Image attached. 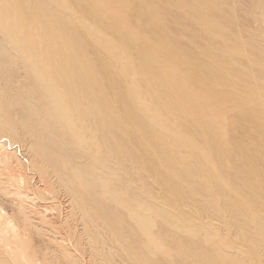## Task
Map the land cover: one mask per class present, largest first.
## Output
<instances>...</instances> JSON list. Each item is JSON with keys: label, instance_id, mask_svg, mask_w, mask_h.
Listing matches in <instances>:
<instances>
[{"label": "bare ground", "instance_id": "1", "mask_svg": "<svg viewBox=\"0 0 264 264\" xmlns=\"http://www.w3.org/2000/svg\"><path fill=\"white\" fill-rule=\"evenodd\" d=\"M131 1L134 10L122 14L121 11L123 12L126 6L122 0H0V40L9 53H15L14 57L18 55L15 60L9 58L4 65L13 72L16 61L22 63L31 79L29 83L31 89L27 95L16 91L18 90L16 83L20 84V81L16 78L12 80V74L4 79L5 91L0 90V128L14 130L15 124L12 120L15 116L13 115L12 122L8 117L15 112L11 113V109H14L12 107L9 110V107L14 106V102L18 101L21 112L23 114L26 112L27 118L29 115V123L36 131L37 142L33 144L34 147L32 146V156L52 164V170L55 168L54 170L63 176L64 181L75 187V194L80 197L79 199L84 203L95 205L94 211L97 214L102 212L106 216L109 214L110 217H106L104 221L105 226L122 246L126 245L131 250L130 260L133 261L135 257V264L156 263L149 257L155 254L154 248L156 249L161 242L158 239L160 236L151 239L149 236L152 230L147 232L144 226L146 222L144 224L142 219L145 220L152 214L156 215L155 213L160 216L158 211L168 212L172 220L180 216L178 218V220L182 219L180 225L176 226L173 223L177 230L174 240H171L175 241L173 246L187 263L201 264L202 259L196 256L198 250L193 252V249L189 251V247L185 248L186 244L183 239L181 240L183 235L181 233L185 234V231H188L198 235L197 231L200 230V239L208 234L205 238L209 242V239L213 238L209 235V231L212 233L217 231L218 234L223 230L227 234L231 231L224 218H220L224 225L221 228V225L213 222L221 216H227L226 213L229 212L223 205L216 206L220 202L226 207L230 206L229 197L233 186H230L227 176L230 175L231 170L239 175V178L238 175L236 176L238 179L234 176L237 179H234L236 185L240 186L236 188L237 191L246 192L248 184L251 186L252 183L250 192L247 190L251 196V192L255 190H252L253 187L257 185L256 190L260 187L259 192L252 193L253 200L248 198V193L243 195L244 197L235 193L236 197L233 199L236 213L241 215V212L245 214L249 210L254 214L256 209L250 210L254 205H258L257 209L260 211L262 209L261 212H264V185L262 186L264 179L257 175L261 174L258 171L264 168V163L251 161L264 158V71L259 70L262 73L254 75L259 76L256 78V85L249 83V80L246 81V78H254L247 73L249 70L247 63L251 62V59L248 60V56L242 55L240 51L234 53L235 55L231 52L233 57L245 59L244 65L236 59L230 62L229 59H225L229 65H222L219 61L217 63L212 61L207 66L200 65L196 57L199 55L205 57L215 49V43H223L226 40L219 36L213 37L207 43H202L205 45L202 47L204 51L198 46L197 49H193L194 46L189 44L194 39L193 34L186 38L183 35L182 25L195 24L197 28L199 26L207 33L217 34L213 32L214 26L211 21L189 5L190 0H184L186 1L184 6L178 4L177 10L179 14L186 9L189 12L192 10L193 13L187 14L185 19L181 17L178 21H171L169 24L159 20L157 14L160 15L161 11H156V7L146 5L143 0ZM111 5H116V9L120 10L112 8ZM139 8L146 9L147 14L141 17L137 15L136 11ZM168 9L167 6H163L161 10L166 12ZM257 12L259 21L264 24V6H261ZM141 18L146 24L144 28L140 25ZM127 22L130 27L126 26ZM78 28L86 32L84 40L77 37ZM120 40L125 41V44L122 45ZM87 42L90 44L88 49L91 51L93 49L92 52L97 57L95 59H98L97 67L93 66V62L88 58V51L82 48ZM91 45L94 48H90ZM192 62L195 63L194 66L191 65ZM201 62L205 63L204 60ZM235 66L243 70L236 69L237 72H234ZM14 74L17 75V72L15 71ZM251 76H253L252 72ZM231 112L236 113L237 117L233 121H227ZM138 124L145 125L144 128L148 129L147 134L139 133ZM35 131L32 133L34 134ZM43 133L46 135L44 136ZM145 136L150 138L146 144H144ZM29 144L30 147L32 143ZM142 144L147 146L141 148ZM138 145L143 149L140 151L148 157V161H144L147 170L154 171L153 174L158 170L162 171L160 174L170 194L183 192L178 189L180 187L178 184L181 182L188 184V188L194 187L190 182L191 178L201 175L202 189L204 191L205 188L207 189L205 193L210 200L203 198V192L201 195L198 192V197L202 196L198 203L206 201L210 203L209 206L212 204L214 208L216 207L215 212L218 217L206 218L204 212L203 215L196 211L193 203L190 202L194 198L192 199V195L189 194L188 198L192 200L184 201L186 198L182 195L183 199L177 202L182 208L181 210L175 208L177 214L168 207L170 198L166 200L168 206L158 205L159 208L157 204L156 207H151L148 202L145 203L143 197L144 202L131 205L133 201L130 198L136 197L135 188L139 183L137 181L135 185L133 180L134 182L131 181L133 184L128 188L123 180L128 175L131 178L133 176L134 179L136 174L141 175L138 173L141 172L140 170L143 171V164L139 161L142 154H139ZM191 156L194 157V161L189 159ZM42 165L39 168L43 173L39 172L44 176V173H48L47 170L51 168L48 165L49 168L46 170L44 168L46 165ZM54 170L53 173L56 172ZM240 176L244 178L241 179ZM159 179L160 175L156 180ZM126 181L128 184L129 180ZM121 182L125 183L124 188ZM258 182H262L259 187ZM117 186L121 189L119 190ZM156 187L154 186V190ZM156 190L161 189L156 188ZM165 191L167 192L166 189ZM155 192L157 194V191ZM219 192L222 197L217 196ZM151 194L156 196L152 192ZM259 194L262 196H258V199L255 197L256 202L253 195ZM212 196L213 198H210ZM247 199L251 200L248 202ZM129 200L131 203H127L130 202ZM206 202V206L204 204L203 206L208 209ZM161 215L164 217L163 213ZM259 215L257 214L258 225H261V218L264 219V216L260 218ZM188 217L191 218V222L194 218L198 219L196 222L202 223L200 228H206L207 233L203 235V228L201 230L197 227L199 223L195 224L196 227L189 224ZM250 217L249 220L252 221ZM170 218L167 217L169 220ZM192 223L194 224L195 221ZM169 224V226L173 225ZM261 228L263 231L264 227ZM142 230L145 231V235L142 234ZM140 236L149 237V240L144 241ZM184 237L187 241L188 235L187 238L185 235ZM214 237H216L215 233ZM191 238L189 242L192 241ZM194 239L192 243L197 246L195 241L198 240ZM171 241L169 243H172ZM211 243H213L212 249L209 246L211 244L208 245L206 242L210 247L207 251L208 246L206 247L205 243V249L199 244L198 247L195 246L196 249L201 247L206 253L208 251L212 253L213 250V257L208 259L209 264H214L212 258L216 251L220 250L218 255L223 256L226 249L232 248L229 242ZM189 244L192 248L193 244ZM204 251L197 254L201 257ZM218 255L215 261L218 260L220 262L218 264H226L221 263L222 258H218ZM206 259L204 260L207 262ZM167 260H165L166 264H170L171 261ZM159 263L163 261H157V264Z\"/></svg>", "mask_w": 264, "mask_h": 264}, {"label": "rangeland", "instance_id": "2", "mask_svg": "<svg viewBox=\"0 0 264 264\" xmlns=\"http://www.w3.org/2000/svg\"><path fill=\"white\" fill-rule=\"evenodd\" d=\"M122 1L123 3L126 4L125 8L123 9L124 11L123 12L121 11L122 14H126L134 10V6L131 0H122ZM143 1H145L146 5H150L151 7H156L155 8L156 11H161L160 15L157 14V16L159 20H161L165 24L166 23L169 24L171 21H178L181 17L182 19H185V16L187 14L193 13L192 10L191 12H189L186 9V11L182 12L183 15L179 14L177 10V8H179L178 4H181L182 6H184L183 4H185L186 2V1L184 2V0H143ZM189 5L196 8L197 9L196 11H198V13L206 16L208 21H211L212 26H214L213 32L217 34V35H212L211 33L208 32L209 33L208 35V33L204 31V29H202L199 26L197 28L195 24L182 25L183 35L186 38L191 37V35L193 34L194 39L193 41L189 42L191 46H194L193 49H197V46L198 48L201 49L203 46H205V45H202V43L203 44L207 43L208 40L213 37L219 36V37L225 38L226 40L223 43L222 42L215 43L216 44L214 45L215 49L211 51L209 54H207L205 57L203 56L199 57L200 55L196 57L199 60L203 58L200 61L198 60L200 65L205 64V66H207V65H210L212 61L214 63H217L219 61L222 65H229V63L225 61V59H229V62L231 60L235 61L236 59L238 62L243 63L244 65L246 63V62L244 63L245 59H239L238 57H233L234 53H237V51H240L242 55L245 54L246 56H248L247 58L248 60L251 59V62L247 63V65H249L248 66L249 70L247 71V73L248 75H250V77H254V78H248V79L246 78L245 80L246 81L249 80L248 81L249 83L256 85L255 84V82L257 81L256 78L259 76H254V75H257V74L260 75L262 73L260 71L261 70L264 71V24L261 23V21H259V13L257 12L261 6H264V0H190ZM163 6H167L169 9L166 12H162L161 9ZM111 7L116 9V5H111ZM116 10H120V9L118 8ZM147 12L148 11L146 9L143 10V8L142 9L139 8V10L136 11V14L141 17V16L146 15ZM140 23H141L140 25L142 26V28H144L146 24L142 18H141ZM126 26L130 27V24L127 22ZM183 26H185L186 28ZM78 29L79 30L76 29L77 37L79 39L84 40L86 32L82 28H78ZM171 30L173 31L174 29H171ZM120 43L123 45L125 44V41L120 40ZM2 44L3 43L0 40V74H1L0 75V90L5 91L4 79H7V76L12 74V80L16 78L18 81H20V84H18V82L16 83L17 84L16 88H18L19 90V91L18 90L16 91L19 92V94H22V93L24 94L26 93V95L29 94L30 89H31L29 88L31 85L29 84L31 81L30 75L28 74L29 72L26 71L27 69L22 65V63L18 61H16L15 63L16 68L14 67V70L17 72V75L14 74L15 72L14 70L13 72H11L9 68L5 67L4 63L9 58L10 59L12 58L13 60H15L17 59L18 55L16 54L14 57L15 53L14 54H11L12 52L9 53L8 50L4 48L5 45L3 44L2 46ZM84 44L85 46H82V48H84L85 51L89 52V53L87 52V54H88V58L91 59V62H93L92 65L95 67L99 66L97 64L98 59H95L97 57L92 52L93 49L92 51L91 49H88L89 43L87 42V44L86 43ZM92 47L94 48L93 45L90 46V48ZM204 50H205L204 48L201 49V51H204ZM231 51L233 52V54ZM203 60L205 61V63L201 62ZM191 65L194 66L195 63L192 62ZM233 69L235 70L237 69L240 71L243 70L242 68H237V66H235ZM237 70L234 72H237ZM26 72H27V75H29V78L27 77ZM251 72L253 76H251ZM102 79H105V78H102ZM12 107L14 110L11 109ZM10 109H11L10 111L11 113L12 111L15 112V113L13 112L14 114L10 115L11 118L8 117L11 121L13 115L15 116L13 117V120H12L13 124H15L14 130H11V129L6 130V127L5 128L1 127L2 129L0 128V261L2 262V264H135L134 263L135 257L134 258L132 257L133 261L130 260L131 250H129L126 245L122 246L121 243L118 242V240L114 238L115 236L110 232V230L105 226L104 221L106 220V217H110L109 214H107L108 216L104 215L103 212L102 214L100 213L97 214L94 211L95 205L92 206V203H89V202L84 203L81 199H79L80 197H78L77 194H75V187H73L72 184H69L68 182H66V180L64 181L63 176H60L61 174L58 173L56 170H54L55 168L53 170L56 172L53 173L52 164L46 163V161L43 159L42 160L44 163L43 162L41 163L42 161L40 160L41 158L38 159L32 156L33 155L32 149L35 146V145L33 146V144H36L37 141L35 138L36 131L34 127H32V125L29 123L30 117L28 114H27L28 118L26 117L25 115L26 112H24V114L23 112H21L20 107L18 106V101H15L14 106L12 105L11 107H9V110ZM16 113L18 116H16ZM236 117H237L236 113L231 112L229 114V119L227 121H233L236 119ZM26 119H29V120H26ZM25 120L27 121L26 123H25ZM22 126H23V129H22ZM144 126L145 125L138 124L139 133L143 132L141 133L143 135L147 134V130H148L147 128H144ZM33 130L35 131L34 134L32 133L34 132ZM45 135L46 134H44V136ZM146 136L144 139L147 142L143 140L144 144L148 143V140L150 139ZM30 142L32 143L30 146V147L33 146L32 148L28 146L30 145L29 144ZM143 146H147V145L142 144L141 148H143ZM141 148L139 146L138 151L140 150L143 151V149ZM140 152L139 154H142V155H140L139 161L142 162L143 167H144L142 168L143 171L140 170L141 172H138L141 175L139 174L140 176H138V174H136V177L134 179H133V176L131 178L130 175L125 177V179L127 178L126 180H129L128 184L125 179L123 180L125 181L126 186L128 188L129 186H131V184H133L132 182L134 181H135V185L139 183L137 184L139 186L135 188L137 192L136 197L134 199L130 198L132 199L133 203H131V200H129L130 202H127V203H131V205L133 204L139 205L145 201V203L148 202V204L151 207L157 204L158 208H159L158 205L168 206V203H169L170 205L168 207L172 209L173 213H176L177 211L176 209L178 208L180 210L182 209L180 206H178L177 202H179V200L182 198V195H185L183 197V198H186L184 201H190L194 198L195 201L192 200L190 202L193 203L194 207L196 208V211H199L202 214L204 212L206 218L209 216L212 219H216L218 217V215L215 212L216 207H218L219 205H223V207L227 211H229L227 212L228 214L226 213L227 216H224V217L221 216L219 217L218 220L217 219L213 220V222L216 225L217 224L221 225L220 226L221 228L224 226L223 221L221 219L224 218V220L228 223L230 227L229 229L231 231L228 234L226 233L225 230L221 231V233L219 234L217 231L216 232L213 231V233L212 231L211 232L209 231V235H212L214 239L213 238L209 239V242H208V240L205 238L207 237L208 235L207 234L203 236V239L201 237L202 241L204 239L205 240L203 242L202 241L200 242L201 240L200 234H199L201 233L200 230L197 231L198 235H195L191 232L185 231L186 230L185 229L184 230L185 234L184 232L183 233L180 232L181 234H183L182 235L183 237L185 235L187 238V235H188V238H187L188 242L184 239L185 237L183 238L181 236V240L183 239L182 241L186 244L185 248L189 247L190 249V250L188 249L189 251L193 249V252L194 250L196 252L197 250L198 252H201V251H204L201 247L205 249L204 243L206 244V242L208 245L209 243L211 244L209 245L211 249L213 248L212 246L213 243L211 242L219 243L220 241V244L221 242L222 243L229 242L231 243L232 248L226 249V252L224 253L223 256L222 254L218 255V252H220V250H218L217 252L216 249L214 248V251H216L214 258H212L214 260V264L215 263L218 264L219 262L218 260H216L217 262L215 261L216 255H218V258L220 259L222 258L221 263L224 262L226 264H264V249H263L264 230L261 231L262 229L261 227H264V223H263L264 219L263 217L261 218V216H264V212H261L262 209L261 211L260 209L259 210L257 209L258 205H254L252 207L251 205L252 201H251L250 206L252 208H250V210L254 211L256 209L255 210L256 213L254 212V214H252L253 212H250L249 210H247V213H245L246 211L244 212L245 214H243V212H241V215L237 214L235 202L233 199L234 197H236L234 196L235 193L237 194L239 193L240 194L239 196H242V197H244L243 195H246L248 193L249 194V195L247 194L248 198H251L252 193L259 192L260 190L259 186H261L262 182L261 183L258 182L260 184L258 185L259 190L257 188L258 191L255 188L257 187V185L253 187L252 190L254 189L255 190L254 191L251 190L252 191L251 196L249 193L250 192L249 188L252 186V183H250L251 186H249L248 184L247 190H249V192L245 190L246 192L243 191V193H241L242 191L240 192L236 190V188H239L240 186H237L236 185L237 182L234 181V179L237 180L239 178V175L237 174L238 175V178H237L236 177L237 175L234 174L235 173L234 170H231L232 176L230 172V175H228L227 178L229 180L230 186L231 187L233 186L232 187L233 190L231 189L232 192L230 193L232 197L231 196L229 197L231 198V200H233L232 201L233 204L230 203L231 200L229 199L230 200L229 207H226L223 202H220V204H218L214 208L212 204L209 206L210 203L208 204V202L205 201L208 207L207 209L203 206V204L205 205L204 201H199L200 203H198V200L202 198V196L200 198L198 197L199 196L198 192L200 195L203 192L204 194L203 198H206L207 201L210 200L207 197V193H205L207 189L205 188V191L204 189H202L203 188V178L201 177V175L191 178L190 182L194 185V187L188 188L189 186L188 184H184L181 182L178 184L180 186V187L178 186L179 187L178 189L183 190V192H179L176 194L174 193L170 194V191L168 192L169 189L164 183L162 174H160L162 173V171L160 170L156 171L155 174H157L158 176L153 174L154 171L149 172L145 164V162L148 161V157L145 154H143L144 152H141V153ZM186 156L188 155L186 154ZM141 158L143 159V161ZM189 159L194 161V157L192 156ZM251 161L264 163V158L254 159ZM40 164L41 165L44 164V166L46 165L44 167L46 170L49 167L51 168V169H48L49 171L47 170L48 172L46 173L47 175L45 173H44V176L41 174L43 173V170L40 171V168H39L41 167ZM48 165L50 166L48 167ZM190 167L193 168L192 166ZM183 173H185V170H183ZM258 173H261L257 175H259L260 178L264 179L263 178L264 177L263 167L260 168V171H258ZM146 174L148 176H146ZM150 174L152 176H150ZM159 175H160V179H159L160 181L156 180L159 178ZM45 176H47V178ZM151 177H154V178H151ZM145 178H147L148 180ZM243 178L244 177H242L241 179ZM138 179H141V180H138ZM232 179L234 182L232 181ZM150 182H152V184ZM125 183L124 182L120 183L123 186V188L125 187ZM158 183L161 186L158 185ZM163 183L165 184L164 187L166 186V188L163 187ZM155 184L160 188L156 187ZM180 184H182V186ZM153 185L157 189H161V190H156V188L154 190ZM263 185H264V181L262 183V186ZM120 186L119 187L117 186L119 190L121 189ZM145 186L147 188L149 187L148 188L149 190ZM151 187L154 191L152 189H151L152 191L150 190ZM137 189H139L140 192ZM165 189L167 190V192L165 191ZM195 189H199V190H195ZM215 190L216 189H214V191ZM155 191H157V194ZM151 192L154 193L156 196L152 195ZM161 192L164 194H162ZM220 192H219V195H217L218 197L219 196L222 197ZM138 193H142V194L140 195ZM217 193L218 192L216 191V194ZM117 194H119L118 190H117ZM188 194L190 196L192 195V199L188 198L190 197ZM180 195L181 197H179ZM138 196H139L138 199L143 197L144 201H143V198L138 200L137 199ZM176 196L178 197L177 200L175 199ZM258 196H262V195L260 194L253 195V198L257 197L258 199ZM169 198L171 200H168ZM210 198H213V196ZM251 199L249 200L247 199L248 202ZM257 199L255 198L256 202H257ZM137 200L139 201V203ZM156 200L158 201L156 202ZM166 200H168V203ZM175 203L177 204L175 205ZM160 210L162 211V208H160ZM158 213H160L159 214L160 216H158L157 213H155L156 215L152 214L148 216L149 219L148 218H145V220L142 219V221H144V224L145 222L146 224H149V226L146 224L144 225L148 230L147 232H150V230H152L151 231L152 236L151 235L149 236V233H148V236L150 238L151 237L156 238L158 236L161 237V238L158 237V239L161 240V242L158 243V247L156 249L154 248V250L156 251L155 254L153 253L154 255L150 256L149 258L154 260L153 262H156L155 264H157V261L158 262L163 261V263H159V264H166L165 260L167 259H168L167 261L169 262L171 261L170 264H181V263L189 264L185 260H183V256L180 253H178L175 246H173L175 241H171V240H174L173 238L176 236V233H177V230L175 227L180 225L179 223H181L182 219H179L180 222H178L179 221L178 218L180 216L179 217L177 216L175 217L174 220H172L169 217L170 214L168 212H167L168 214L164 211L162 212L158 211ZM162 213L164 214V217L161 215ZM186 213L184 214L185 216H186ZM235 214H237V216ZM257 214L258 215L262 214V215H259V217L263 221L262 222L260 220L261 221L260 223H262L263 225L262 224L258 225L259 218H257ZM197 215L200 216L198 213ZM245 215H246V218H245ZM248 216L252 218L253 222L249 220ZM167 217L170 218V220L167 219ZM193 218L194 217H192V219ZM226 218H228V220H226ZM187 219L188 221H190L189 224L191 223L192 226L194 225L193 227H196L195 224L197 223L196 221L198 219L196 218L193 219L195 221L194 224L192 223L194 221L191 222V218L188 217ZM176 220H177V223H176ZM165 222L166 224H168V226L170 225L169 223H172V224L174 223L176 224V226H174L173 224L169 226L172 228H169L165 224ZM201 224L199 223L197 227L200 228ZM202 228L200 229L204 231L202 232L204 235L207 233V230L206 228L204 229V227ZM172 229L175 231L172 232L173 231ZM142 232H143L142 234L145 235V231L142 230ZM164 232H166L168 235L167 234L165 235ZM214 233L216 237H214ZM170 235H172V237ZM189 236H191L193 239L196 238L198 240V241H195V243H197V246L196 244H193L194 242L191 237L190 238L192 239V241L189 242L190 241ZM140 237L144 241L145 239L146 241L149 240V237H146V236L145 237L140 236ZM170 241L172 243H169ZM188 243L193 244L194 248L193 246L191 248L190 244L188 245ZM185 244L183 245L185 246ZM198 244L201 246L200 247V249H202L201 251H199L200 250L199 248L197 249L195 248V246L196 247L199 246ZM207 244H206V247L208 246ZM209 246H208V249L206 248V251L210 250ZM206 251H204L205 253L202 252L204 255L202 253H199L200 255L201 254L203 255L201 257L197 254L198 252L196 253V256L202 259L200 262L201 264H204V262L206 264H209L208 259H210L211 256L213 257L212 255L213 250H212V253H210L211 251H208V253H206ZM139 254L140 253H138V255ZM205 256H209V257H205ZM139 257H142V256H139ZM205 258H207L206 259L208 260L207 262L204 260ZM210 263H211V260H210Z\"/></svg>", "mask_w": 264, "mask_h": 264}]
</instances>
